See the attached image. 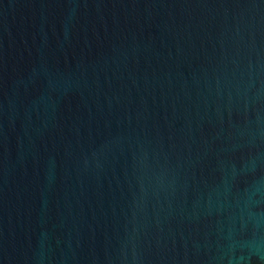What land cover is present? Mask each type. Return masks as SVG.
I'll list each match as a JSON object with an SVG mask.
<instances>
[{"label":"water","instance_id":"obj_1","mask_svg":"<svg viewBox=\"0 0 264 264\" xmlns=\"http://www.w3.org/2000/svg\"><path fill=\"white\" fill-rule=\"evenodd\" d=\"M0 264H264V0H0Z\"/></svg>","mask_w":264,"mask_h":264}]
</instances>
